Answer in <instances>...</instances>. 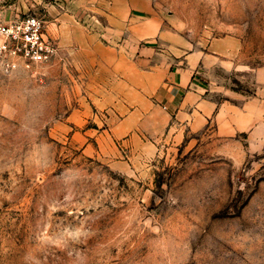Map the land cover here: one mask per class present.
<instances>
[{
    "label": "rangeland",
    "instance_id": "374dc122",
    "mask_svg": "<svg viewBox=\"0 0 264 264\" xmlns=\"http://www.w3.org/2000/svg\"><path fill=\"white\" fill-rule=\"evenodd\" d=\"M27 16L53 53L0 59V264H264V130H235L264 117V0H0V24ZM187 51L221 115L127 130L114 58Z\"/></svg>",
    "mask_w": 264,
    "mask_h": 264
},
{
    "label": "crops",
    "instance_id": "0c3cea01",
    "mask_svg": "<svg viewBox=\"0 0 264 264\" xmlns=\"http://www.w3.org/2000/svg\"><path fill=\"white\" fill-rule=\"evenodd\" d=\"M119 49L126 50L124 44L113 48L114 51ZM152 50L144 47L141 53L150 51L151 55ZM122 56L114 58L115 78L108 93L110 100H116L122 107L120 123L126 125L130 119L133 121L127 130L171 132L174 138H178L185 131L195 133L207 128L214 116L221 115V104L208 90L203 54L187 51L168 68L141 67L133 63L130 56ZM132 99H137V103ZM129 106L135 109L125 114L124 107ZM246 119L243 126H238L237 122L235 130H264L263 112L259 108L254 107Z\"/></svg>",
    "mask_w": 264,
    "mask_h": 264
},
{
    "label": "built area",
    "instance_id": "2783aa9c",
    "mask_svg": "<svg viewBox=\"0 0 264 264\" xmlns=\"http://www.w3.org/2000/svg\"><path fill=\"white\" fill-rule=\"evenodd\" d=\"M52 53L38 18L27 16L0 24V59L4 65L29 66L48 59Z\"/></svg>",
    "mask_w": 264,
    "mask_h": 264
}]
</instances>
